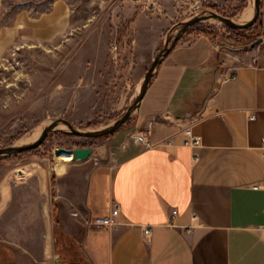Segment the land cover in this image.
Returning <instances> with one entry per match:
<instances>
[{
  "label": "crops",
  "instance_id": "1",
  "mask_svg": "<svg viewBox=\"0 0 264 264\" xmlns=\"http://www.w3.org/2000/svg\"><path fill=\"white\" fill-rule=\"evenodd\" d=\"M228 1L203 0L207 5ZM3 3L0 0V20ZM152 21L159 20L149 25L155 24ZM136 24L141 33L151 32L143 29V20ZM70 26L66 0H55L38 15L20 8L11 21L0 24V58L19 38L51 41ZM260 40L233 47L202 33L190 42L179 41L155 67L127 133L148 130L153 145L124 138L112 152L92 148L86 160L57 171L61 238L53 211L43 205L36 219L41 227L27 235L34 240L23 249L38 250L50 264H64L62 256L67 264H264ZM154 50L156 45L145 60H154ZM187 129L201 138L200 145L185 143ZM57 156L61 162L73 161L71 153ZM34 171L43 197L37 203L52 202L48 170L38 164ZM9 177L0 183V204L20 193ZM114 204L120 206L115 225L87 226V218L108 215ZM174 209L178 213L172 217ZM143 226L152 228L149 238Z\"/></svg>",
  "mask_w": 264,
  "mask_h": 264
},
{
  "label": "rangeland",
  "instance_id": "2",
  "mask_svg": "<svg viewBox=\"0 0 264 264\" xmlns=\"http://www.w3.org/2000/svg\"><path fill=\"white\" fill-rule=\"evenodd\" d=\"M54 1L4 0L0 24L11 21L20 8L38 15L49 10ZM66 1L71 8V26L66 33L51 41L19 38L0 58V148L33 143L47 126L60 119L70 121L82 131L110 127L139 95L153 62V59L145 60L148 51L156 45L155 58L172 44L178 34L177 43L190 42L205 33L220 44L233 47H248L257 40H264V0H260L261 21L257 20L241 31L230 29L218 18L182 29L184 22L193 18L195 13L213 11L237 19L252 3L256 10L255 0L204 4L199 10L169 0L164 2L162 12L153 13L142 10L135 0ZM137 19L138 24L143 20L147 24L143 29L151 32L141 33ZM151 20L159 21H152L155 24L149 25ZM239 32L251 37L243 39ZM136 108L130 118L111 134L81 136L60 122L39 147L0 156V183L10 175V181L20 192H15L13 200L0 204V264H50L38 250H24L22 245L34 240L33 237L28 239L27 235L33 236V232L39 231L41 226L36 224V219L43 205L53 211L56 235L61 238L57 220L61 203L55 198L54 191L56 176L57 171L66 170L75 161L61 162L56 150L89 146L95 151L106 149L112 152L113 146L124 138L134 139L135 133H127L132 128ZM37 130L38 136L25 142ZM38 164L48 170L50 177L52 202L48 200L45 204L37 203V199L43 198L36 187L34 168ZM19 168L24 172L19 174L16 170ZM5 214L6 217L2 218ZM62 259L64 264L68 263L67 257L62 256Z\"/></svg>",
  "mask_w": 264,
  "mask_h": 264
},
{
  "label": "water",
  "instance_id": "3",
  "mask_svg": "<svg viewBox=\"0 0 264 264\" xmlns=\"http://www.w3.org/2000/svg\"><path fill=\"white\" fill-rule=\"evenodd\" d=\"M255 4H256V12L254 17L247 23L244 24H239L237 22H235L232 18L228 17V16H224L222 14H219L217 12H213L210 11L209 14H202L196 17L191 18L190 20H186L184 22V27L182 29V31H184L188 26L200 22V21H204V20H209L211 18H218L221 21H223L228 27L230 28H240V29H244L247 27L252 26L257 20H260V0H255ZM180 37V34H178L175 38L174 41L172 42V44L170 46H167L166 48H164L161 53L156 56L150 66V68L148 69L146 75H145V80L143 83V86L141 88V91L139 93V95L137 96L135 102L128 107L127 111L125 112V114L119 118L114 124H112L110 127L103 129V130H86V131H82L77 129L70 121L66 120V119H60V120H56L53 123H51L49 126H47L45 128V130L43 131V133L41 134V136L33 143L30 144H22V145H10V146H6V147H2L0 148V156L1 155H10L13 152H24V151H28V150H32L35 149L37 147H39L47 138V135L49 134V132L51 130H53L60 122H63L64 124H66L70 130L77 135H81V136H86V137H100L103 135H108L111 134L113 132H115L116 130L119 129V127L126 122L133 110L138 107L139 103L141 102V100L143 99L147 88L149 86L151 77L153 75L154 69L157 66V64L160 62L161 58L167 54L169 51H171L176 45H177V41ZM262 40H259V42ZM61 152H66V153H71L73 154L72 160L73 161H83L86 160L87 158H89L92 153H93V149L92 147H80V148H76V149H66V148H59L56 150V153H61ZM71 264H79L77 262H72Z\"/></svg>",
  "mask_w": 264,
  "mask_h": 264
},
{
  "label": "built area",
  "instance_id": "4",
  "mask_svg": "<svg viewBox=\"0 0 264 264\" xmlns=\"http://www.w3.org/2000/svg\"><path fill=\"white\" fill-rule=\"evenodd\" d=\"M142 10L153 13V12H162L161 6L164 2L169 0H135ZM178 3L179 6H189L192 10H199L202 9L204 3L203 0H174ZM203 13H195V16H199L204 14ZM251 116H254L252 113ZM152 122H149L148 129L150 130L152 127ZM147 131H141L136 132L134 134V140L137 143L143 144L146 147L152 146L153 144L149 140V132ZM187 134L189 137L186 139L185 143L189 144L190 146H198L201 144V138L198 136L191 135L190 129H187ZM263 145H262V153L264 155V137L262 139ZM259 186L256 185L255 188H258ZM178 213L177 210H172V217L176 216ZM120 214V206L119 204H114V206L111 208V211L106 216H96V217H90L85 220V223L87 226H93L98 228H111L113 225L117 223V218ZM143 234L146 238H149L152 234V228L150 226H143Z\"/></svg>",
  "mask_w": 264,
  "mask_h": 264
},
{
  "label": "bare ground",
  "instance_id": "5",
  "mask_svg": "<svg viewBox=\"0 0 264 264\" xmlns=\"http://www.w3.org/2000/svg\"><path fill=\"white\" fill-rule=\"evenodd\" d=\"M255 12H256V10L254 9V5H253V3H252V5H249V6H248V7L242 12V14L240 15L239 18H237V19H233V20H234L235 22L239 23V24L247 23V21L249 22V20H250L251 18L254 17ZM60 127H62V126H60ZM38 134H39V131L37 130L35 133H33V134L31 135V137H29L28 139L26 138L27 141H25V142H28V140L30 141V140H32V139H35V138L38 136ZM24 138H25V137H24ZM23 143H24V142H23Z\"/></svg>",
  "mask_w": 264,
  "mask_h": 264
},
{
  "label": "trees",
  "instance_id": "6",
  "mask_svg": "<svg viewBox=\"0 0 264 264\" xmlns=\"http://www.w3.org/2000/svg\"><path fill=\"white\" fill-rule=\"evenodd\" d=\"M230 29H232L234 31H241L240 28H230ZM239 34H240L241 38H243V39L244 38L247 39V38L251 37L250 34L249 35H245V34H242L241 32H239ZM251 35H253V34H251Z\"/></svg>",
  "mask_w": 264,
  "mask_h": 264
}]
</instances>
